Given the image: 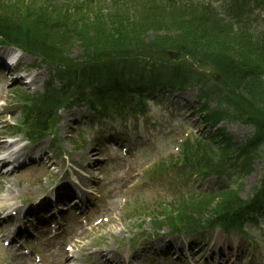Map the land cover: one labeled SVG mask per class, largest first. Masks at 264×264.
Listing matches in <instances>:
<instances>
[{
  "label": "rangeland",
  "instance_id": "374dc122",
  "mask_svg": "<svg viewBox=\"0 0 264 264\" xmlns=\"http://www.w3.org/2000/svg\"><path fill=\"white\" fill-rule=\"evenodd\" d=\"M192 1L202 3L203 0ZM228 1L230 0H212V4L217 7L215 10L189 3H177L172 0H0V13L17 12L23 23L30 24L35 31L48 32L55 37L60 35L68 40L77 36L74 31L83 33L91 24L97 25V28L101 26L105 29L102 38L106 36L116 38L118 34L109 30L110 24H113L114 28L120 31L119 35L132 36L137 39L135 41H142L144 46L149 45L146 52L148 58L137 59L140 63L146 61L156 64L163 70L172 68L184 72L185 69L190 71L195 69L204 79L213 82L219 95L214 97L207 95L211 99L207 100L209 101L208 105L220 107L234 120L235 116L240 114L239 111L250 115L264 114V0H259L257 4H253L252 0H247L242 2L241 7H237L239 9L225 8L224 4ZM223 11L229 13L233 11L235 15L240 12L236 23L242 16H245L249 20L246 25L250 28L241 25L243 22H239L240 26L229 24L230 16L223 14ZM146 12L152 15V21H142L144 19L139 15ZM119 15H125L126 19L115 23L114 21ZM94 35L93 32L90 33L89 42L95 40ZM77 37L80 40L76 39L78 40L76 44L73 41L67 45L62 53L63 56L69 57L67 62L70 66L79 63L81 58L88 57L93 53L85 44L88 41L81 40V36ZM155 42L188 43L193 51L199 52L205 57L190 58L179 52H174L176 51L174 49L170 50L174 52L172 55H167V52L156 51L161 49L156 48L158 44ZM130 45L132 46L128 51L134 55L141 52L137 46L140 44L130 42ZM2 49L5 48H0V50ZM22 54L20 65L26 70L21 72V75H24V78L21 79L22 83L11 82L7 78L0 79V100L4 101L2 105L0 104V134L4 135L11 133L13 128L21 122L19 100L30 99L34 103H39L48 78L55 77L54 72H50L49 68L35 56L23 52ZM207 56H210L208 57L210 59L211 57L221 58L224 63L233 61L236 65L252 68L255 71V76L249 79L252 96L246 97L241 92L230 91L227 86L228 82L218 77L217 69L210 65V61L202 60L207 59ZM109 58H113V56ZM109 58L103 57L101 60H118ZM60 62L63 61L57 58L52 60L54 66ZM33 75H37L38 78L31 83ZM155 85L158 86V83L155 82ZM168 88V85L160 88L157 91L156 99H154L158 104L153 101L146 102L148 106L145 116L137 119L113 122L107 118L94 117L84 108L71 109L70 107L58 111L57 115H59L60 121L57 122L55 131L57 141L59 139V144L56 142L57 147H54V150L47 147L54 145L51 136L45 137L35 145L48 152L45 161L33 167L24 166L18 176H15L14 172L5 173V165L1 167L3 171H0L2 176L0 180V208L4 206L2 205L4 201H7L9 206L20 205L19 201L22 200L31 204L33 200L40 199L50 189L60 187V183L69 182V178L74 179L71 172L75 174L77 171L73 168L77 166L83 168L85 173L92 158L99 162L101 164L99 168L95 169L93 166V180L86 183V185L91 184V191L97 197L94 200L95 205L85 212L88 217L82 215L76 219L79 226L74 224V232L69 243L60 248L67 254H72L76 260L82 263L87 256H91L96 245L114 249L118 245L132 241L138 236L137 234L151 239L146 241L150 244L147 247L154 246V243L157 245V241L163 245L166 239L159 240V238L169 234L165 227L162 228L166 220L179 219L186 214L185 211L189 210L208 209L205 213H209L212 206L209 205L213 200L207 198L192 197L172 202L173 204L170 205L155 206V202L169 203L179 194L185 192L187 187L193 190L192 185L198 184L199 189L205 190L210 189L218 182L214 176L199 177L192 170L193 165L199 166L195 154L198 156L205 151L204 149H207V152L211 154V148L197 144L192 139L185 144L186 141L182 142L181 138L183 137L180 135L186 128L182 123L184 118L179 114L182 104L192 105L193 102L195 104L198 102L206 105L204 94L200 89L197 90L190 85L177 92H170ZM233 104L239 107L236 108ZM68 113H72L69 119L67 118ZM218 114L220 115V112ZM94 118L100 119L99 123L91 121ZM206 118L211 119L210 115H206ZM94 123L100 124L97 131L94 129ZM225 125L226 120L219 124L220 127ZM228 127L236 139H242V134L248 129V125L235 120ZM78 133H83L89 141L82 147L74 142V136ZM4 135L0 139L6 142L16 139L15 135L7 139ZM197 137H201V135L198 134ZM19 139L22 140V138ZM21 142V144H25L23 140ZM187 144L194 146L191 148ZM181 145H187V147ZM123 147L127 149L126 155L121 152ZM17 148H19V144L14 146V149ZM131 159L134 162H131ZM261 165L262 161L255 159L254 169L236 181L238 184L236 187L240 189L239 193L242 196H247L251 193L252 188L256 187ZM64 169L67 171L64 172ZM183 173L188 176H184ZM76 177L78 176L75 174V179ZM15 193L20 194L15 195ZM136 199L140 202L156 199L153 205L156 208L154 213L144 214V211H147L145 209L147 205L140 203L138 209H132ZM37 212L38 209L31 211L33 214H37ZM42 213L43 211H41ZM61 215L63 216L64 212ZM107 217H109V222L106 228L100 230L93 228L95 222L103 223ZM161 217L166 218L164 220ZM201 218L204 217H199V219ZM110 219H114V221L111 222ZM157 222H159L158 225H156ZM259 226L260 230L264 232V221ZM99 231L101 234H98ZM209 231L212 230L204 229L194 236L185 234L178 238L185 240L192 252V249L198 244V247L195 248L196 255L206 257L214 244L217 243L215 235L218 231ZM135 235L137 236L133 238ZM239 237H243V235H239ZM262 237L261 235L257 237L256 249L259 251L264 249ZM250 241L251 237L245 241L247 247L250 245ZM143 244L138 243L133 251L123 259L130 262L133 255H136L137 259L134 260V264H144L145 261H151L148 255L151 258L158 257L153 250H147L144 253L135 250ZM43 246L42 244L36 246V241L29 242L25 248L16 246L18 253L14 254L0 241V264H55V262L59 264L61 259L59 249L54 255H51L52 248L48 252ZM24 249L31 250L30 259L22 257ZM125 249L126 247L123 251ZM246 252L247 248L237 247L239 257H242ZM89 259L90 262L94 261L93 257ZM160 259H162V264L170 263L168 258L161 257ZM259 259H253V264L264 262V255L260 261ZM239 264H245V261L240 260Z\"/></svg>",
  "mask_w": 264,
  "mask_h": 264
},
{
  "label": "trees",
  "instance_id": "16d2710c",
  "mask_svg": "<svg viewBox=\"0 0 264 264\" xmlns=\"http://www.w3.org/2000/svg\"><path fill=\"white\" fill-rule=\"evenodd\" d=\"M120 15L116 18L117 20L114 21L115 23H118L120 20L122 21L126 19L125 15ZM139 16L144 19H140L143 22L152 21V15L147 14V12L140 14ZM39 21L41 20L39 19ZM29 25L30 24L26 22L23 23L17 12H7V14L0 13V38L4 39L5 42L20 45L25 49L30 50L31 52L41 56L45 61L51 60L54 57L57 59H60V56L65 57L62 55V53H64V48H66L67 45H70L73 41H75L76 44V42H78V40L76 39H79V37L77 36H81V40L88 41L85 44L88 45L87 48H89L90 51L94 53L110 51L115 53L114 56L118 58L131 57L133 53L131 51H128L129 47L132 46L130 45V42H136L140 44L137 46L139 49H141V51L147 52V50L149 49V45L144 46L145 44L141 43L142 41H135L137 39L132 36L125 37L119 35L121 34L118 33L120 31H118V29H115V25L113 24H110L109 30L114 32L116 35L118 34L116 38H110L109 36L102 38L103 33H105V31L103 30L105 29L101 28V26H98L97 28V25L91 24L90 26H88L89 28L87 27L88 29L83 33L81 31H74L75 35L77 36H74L71 40H68L67 38H64L60 35L55 37L51 34H48V32L44 33L40 31H35L33 26ZM145 25L151 26L148 24ZM91 32L95 34V40L89 42V35ZM155 44H158L156 45V48H160L163 51L174 49L180 54L187 55L190 58L199 59L205 57L199 52L193 51L191 45H189L188 43L155 42ZM151 47L153 48L154 46ZM136 55L138 54L136 53ZM208 57L210 56H207V59L204 58L202 60L210 61V64H212L217 69V72L222 76L225 81L228 82L230 86L235 88V90L245 94L246 97H248V95L252 96L251 90L249 88V79L255 76V71H253L252 68L236 65L233 61L224 63L223 59L221 58L211 57L210 59ZM62 66L63 62H60L59 64L54 66L58 74L57 78L59 80L66 78L67 82L63 81L58 88H51L47 90L44 97L40 101L42 102L41 105L30 106L29 104L23 105V107H21L22 119H24L26 122L31 121L32 124L30 125V127H32V129L36 133H40L41 131L46 129L49 120L52 118L55 108L61 103L60 100H62L68 94V92L75 86L78 92L88 94V96L92 95L97 99H101L100 96L102 95V92L123 88L124 84L121 83L123 75L125 73H129L130 71H136L139 66H141V71L139 69V72L142 73V71L148 70L147 72L149 73L159 72L162 74H167L166 80L173 83L178 82L181 77H184L183 72L177 71L172 68L168 70H162L159 68L152 67L150 65H138L137 63H134V61H119V64L116 67L109 62H99L94 65L83 64L80 67L78 73L69 72L64 69H61ZM145 66H149V68H146ZM127 85L128 84L126 83L125 87ZM204 86L209 90V93L214 92V94L216 95L219 94L218 90L213 87L212 84H205ZM233 106H235L236 108L239 107L236 104H233ZM239 113V118L241 120H246L251 123L255 129V135L251 138V143L246 145L247 151L255 154H263L264 114L258 113L257 115H250L247 113H241L240 111ZM235 204H238L237 198L230 199L226 196H219L214 199L209 205H212L209 213L211 215H214L215 217H225L221 222L229 223V226H231L235 223V221L233 217H231L233 216L232 213L229 214V209H231L232 206ZM207 210L208 209H198V211H185L186 214L183 215L181 217L182 219L178 221H195L197 217H200L201 214L207 212ZM194 216L195 220L193 219ZM161 218L165 220L166 217ZM174 220L175 219H171L169 222H172ZM175 222L177 221H174L173 223Z\"/></svg>",
  "mask_w": 264,
  "mask_h": 264
},
{
  "label": "bare ground",
  "instance_id": "6f19581e",
  "mask_svg": "<svg viewBox=\"0 0 264 264\" xmlns=\"http://www.w3.org/2000/svg\"><path fill=\"white\" fill-rule=\"evenodd\" d=\"M3 52H4L3 50H0V56ZM0 61H1V58H0ZM37 78H38L37 75H33L31 77L30 82L31 83L35 82L37 80ZM0 149H3V141H1V140H0ZM32 150L33 149L27 150V148L25 146L20 147L19 149H12L11 147H7L5 150H3L5 152L4 153L5 157L3 159H1L0 161L9 162V163H12L14 165L18 164V163H23V159L20 160L21 156L32 152ZM33 152H34V154L32 155V157L29 160L34 161L36 158L40 159V161H42V162L46 160V155L44 153H42V155H40L36 150H33ZM92 165L95 166V169H97L101 166V164L95 160L93 161ZM71 175L74 179L69 178V182H64V183L60 184V187L59 188L56 187L58 189L55 190L54 192H52L54 190V188L49 190L47 193L43 194L40 199L35 200L31 204H28L25 208L23 206H18L17 207L18 211L21 213L30 215L31 211L34 209H42V208L49 209L52 205H54V204L57 205L58 203H61L65 197H67V196L73 197L77 190H79V192H81V194L84 195L85 191H87V190L77 188V186L75 185V174L71 173ZM80 186L82 188H84L85 182H80ZM214 186H219V184L216 183ZM61 192H62V198H61V200L58 201L56 199H58L60 197ZM75 195H77V193ZM78 202H80V201H78ZM39 214L38 213L37 214H31V216L38 217ZM47 220H49V219H47ZM112 221H114V219H112ZM108 222H103V223L98 224L95 229L100 230L102 228H106V226L108 225L107 224ZM98 234H101L100 231L98 232ZM176 240H174V241L177 242L180 239H178L177 241ZM220 242H222V239H220L217 243H220ZM167 248L170 250H174V251L179 250L178 243H175V245L173 243L168 244ZM217 248H219V245ZM62 255H63L62 260L59 264H67V262L70 260L69 256L64 255V254H62ZM96 255L99 257V261H97V264H120L119 258L114 256L113 254H111V252L108 250H98V251H96ZM205 261H209V259L206 258Z\"/></svg>",
  "mask_w": 264,
  "mask_h": 264
}]
</instances>
